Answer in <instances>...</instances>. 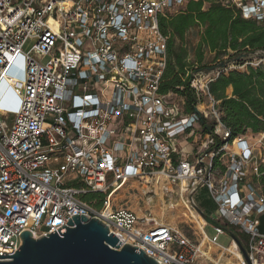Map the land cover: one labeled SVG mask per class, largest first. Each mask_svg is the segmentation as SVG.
Here are the masks:
<instances>
[{
  "label": "built area",
  "instance_id": "2783aa9c",
  "mask_svg": "<svg viewBox=\"0 0 264 264\" xmlns=\"http://www.w3.org/2000/svg\"><path fill=\"white\" fill-rule=\"evenodd\" d=\"M189 1L198 0H0V83H21L0 99L1 251L11 255L22 232L39 239L86 216L158 264H199L207 236L194 195L205 189L221 219L207 242L218 246L224 228H237L249 264H264V195L254 182L264 152L246 135L231 139L208 93L220 74L264 65V49L248 51L249 63L190 73L186 112L183 96L159 91L168 43L159 22ZM220 1L264 27V0ZM130 183L177 186L202 242L116 207ZM87 194L102 196L97 208Z\"/></svg>",
  "mask_w": 264,
  "mask_h": 264
},
{
  "label": "trees",
  "instance_id": "16d2710c",
  "mask_svg": "<svg viewBox=\"0 0 264 264\" xmlns=\"http://www.w3.org/2000/svg\"><path fill=\"white\" fill-rule=\"evenodd\" d=\"M160 31L168 37L167 64L160 86V93H175L185 98L186 112L195 105L190 89V73L205 70L204 59L208 53L219 62L220 57L230 53H247L264 49V27L241 18L239 12L220 0L189 1L178 14L161 19ZM195 30L196 44L187 39ZM231 89V94L226 92ZM208 93L219 102L221 123L229 130L231 139L251 133H264V65L247 66L243 71L222 73L208 85ZM204 131L208 128L201 121ZM260 177L254 182L264 195V161L260 164ZM202 190L200 193H198ZM195 195L198 208L207 223H213L210 215L215 205L205 189ZM102 196L87 194L82 200L98 207ZM195 200V199H194ZM260 232L264 233V215L259 218ZM218 224V223H217ZM226 233L233 234L241 243L247 238L237 228L229 227Z\"/></svg>",
  "mask_w": 264,
  "mask_h": 264
},
{
  "label": "water",
  "instance_id": "95a60500",
  "mask_svg": "<svg viewBox=\"0 0 264 264\" xmlns=\"http://www.w3.org/2000/svg\"><path fill=\"white\" fill-rule=\"evenodd\" d=\"M261 55L264 56L263 53ZM247 58L249 54L242 53L229 64L221 62L211 70L225 69ZM0 93L2 102L11 99L10 88L5 83H0ZM194 113L199 116V109L195 108ZM195 210L205 219L198 207ZM229 235L249 264L240 241L233 234ZM19 237L21 245L11 255L0 250V264H158L142 250L123 243L100 221L86 216H71L62 229L39 239H34L28 232H22Z\"/></svg>",
  "mask_w": 264,
  "mask_h": 264
},
{
  "label": "rangeland",
  "instance_id": "374dc122",
  "mask_svg": "<svg viewBox=\"0 0 264 264\" xmlns=\"http://www.w3.org/2000/svg\"><path fill=\"white\" fill-rule=\"evenodd\" d=\"M187 39L193 44H196L197 39L195 38V30L189 32ZM231 56H233V53H230L227 57L221 56L219 62L215 63L214 56L207 53L204 59L203 66L205 70L202 71V77L221 62L229 64L230 61L236 57ZM49 59L50 57H43L41 58V63L45 64ZM251 59L252 58H247L246 60H242V62L243 64L249 63ZM243 70L245 69H242V66H240L237 71L241 72ZM4 80L11 86L17 87L14 83L16 80L13 78H4ZM246 138L255 144L257 153L264 152V141L259 142L261 140L259 135L247 133ZM194 199L195 203L198 204V199L196 197ZM114 200V205L116 207H125L135 212L139 218L156 220L160 224L168 225L182 232L196 244L202 242L198 223L193 221L188 209L182 204L180 191L177 186L166 191L163 189L151 188L150 185L146 187L145 184L130 183L114 196ZM189 209L193 212L191 208ZM210 219L213 223H206L204 229L207 238H212L215 235L214 227L218 225V221L221 222L216 208H214L213 214L210 215ZM199 223L203 224L204 222L200 220ZM231 240V236L227 233L220 235L217 240V245L220 248H227L230 246ZM202 251L209 253L210 258H201L200 264H237V260L232 254H228L227 252L222 253L221 249L210 242L206 241L204 243Z\"/></svg>",
  "mask_w": 264,
  "mask_h": 264
},
{
  "label": "bare ground",
  "instance_id": "6f19581e",
  "mask_svg": "<svg viewBox=\"0 0 264 264\" xmlns=\"http://www.w3.org/2000/svg\"><path fill=\"white\" fill-rule=\"evenodd\" d=\"M3 78H10V77H8V76H4ZM17 82V81H16ZM17 83H20V82H17ZM21 84V83H20ZM184 184H181V187L183 186ZM153 221H155L156 223H158L156 220H151L150 222H153ZM204 224V223H203ZM201 228H202V226H201ZM207 241V238H204L203 239V244H204V242H206ZM235 244H233V245H231L229 248H227V251L229 252V253H231L234 257H236V258H240V254L238 253V251H236L235 250ZM205 256L207 257V258H210V256H209V253H206L205 252ZM231 264H233V263H231Z\"/></svg>",
  "mask_w": 264,
  "mask_h": 264
},
{
  "label": "crops",
  "instance_id": "0c3cea01",
  "mask_svg": "<svg viewBox=\"0 0 264 264\" xmlns=\"http://www.w3.org/2000/svg\"><path fill=\"white\" fill-rule=\"evenodd\" d=\"M3 80H4V78H3ZM4 82L7 84V86H8L9 88H11L10 85H9L5 80H4ZM14 83L16 84V86H20V83H17L16 81H15ZM15 84H14V85H15ZM226 94H227V95H230V94H231V89H228L227 92H226ZM198 191H199V190H198ZM198 191H197V192H198ZM201 191H202V190H200L198 193H200ZM205 221H206V220H205ZM205 223H207V222H205ZM204 243H205V242H204ZM203 246H204V244H203ZM217 247H218V246H217ZM202 252H203V251H202ZM203 253H204V255H205V252H203ZM205 257H206V256H205ZM199 264H200V263H199Z\"/></svg>",
  "mask_w": 264,
  "mask_h": 264
}]
</instances>
